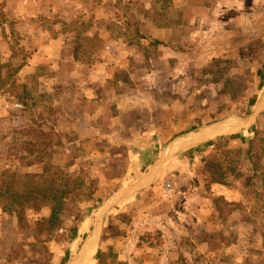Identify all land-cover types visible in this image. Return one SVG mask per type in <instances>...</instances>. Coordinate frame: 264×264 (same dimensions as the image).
<instances>
[{"label": "rangeland", "instance_id": "rangeland-1", "mask_svg": "<svg viewBox=\"0 0 264 264\" xmlns=\"http://www.w3.org/2000/svg\"><path fill=\"white\" fill-rule=\"evenodd\" d=\"M263 93L264 0H0V186L48 164L65 192L50 234L0 195V264H67L175 137ZM231 132L111 208L86 264H264V110Z\"/></svg>", "mask_w": 264, "mask_h": 264}, {"label": "water", "instance_id": "water-1", "mask_svg": "<svg viewBox=\"0 0 264 264\" xmlns=\"http://www.w3.org/2000/svg\"><path fill=\"white\" fill-rule=\"evenodd\" d=\"M263 110H264V93H263V96L259 104L256 106L255 110L253 111V113L247 117H243V116L228 117L218 122H214V123H211L205 126L197 127L196 129L188 131L187 133L181 136L175 137L166 146L161 157L154 163V165L143 176H141L133 184L121 187L104 202V204L100 207L97 219L92 229L86 234L80 249L68 261L67 264H78L83 259V256L86 250L91 247L89 246V244H90L92 237H95V247H96L100 233H101V226L104 221V217L106 213H108V211L111 208H113L121 199H123L128 194L136 192L137 190L144 188L151 181L156 180L164 163L169 158H171L179 150V148H181L182 145L200 136H203L207 133L215 132L217 130L231 129V128L241 129V128L249 127L256 122L258 116L261 114Z\"/></svg>", "mask_w": 264, "mask_h": 264}, {"label": "trees", "instance_id": "trees-1", "mask_svg": "<svg viewBox=\"0 0 264 264\" xmlns=\"http://www.w3.org/2000/svg\"><path fill=\"white\" fill-rule=\"evenodd\" d=\"M51 170V166L47 164L43 166L42 172L39 174L4 173L2 176H7L9 179L2 178L0 186V195H5L13 200L14 209L21 225L26 222L24 212L27 208L40 210L43 207H50L49 217L43 218L40 223L41 229H45L48 234L52 233L62 222L60 213L65 193L64 190L58 191L57 179L54 175H50Z\"/></svg>", "mask_w": 264, "mask_h": 264}, {"label": "crops", "instance_id": "crops-1", "mask_svg": "<svg viewBox=\"0 0 264 264\" xmlns=\"http://www.w3.org/2000/svg\"><path fill=\"white\" fill-rule=\"evenodd\" d=\"M107 72H108V70L107 71H105L103 74H104V76H105V78H108V74H107ZM118 100H119V105H121L119 108H121V109H123V107H125L124 105H123V103H124V100H125V98L123 97V96H119V98H118ZM157 106L155 107V108H159V109H164V104H156ZM141 106V105H140ZM143 110H146V108L144 107L143 108ZM147 114H148V112H146ZM145 116V115H144ZM146 117V116H145ZM156 120V119H155ZM158 123V122H157ZM223 130H230V131H233V128H231V129H223ZM223 130H217V131H223ZM227 133H233V132H220V133H218V134H216L215 136H213L212 138H214V137H216V136H218V135H224V134H227ZM204 136V135H203ZM203 136H200V137H198V138H196V139H194V140H192V141H189V142H187L186 144H184V145H182L181 146V148H179V150L177 151V152H181V151H185V150H187V149H192L193 147H195V145H197L198 143H204V142H206V141H208V140H210V139H212V138H210V139H208V140H203V139H201V137H203ZM192 147V148H191ZM176 152V153H177ZM176 153L172 156V158H169V159H171V162H168V160L164 163V165H163V167H162V169H161V171L164 173L165 171H169V172H171V171H173V169H177L178 167H179V165H180V162H178V160H177V156H176ZM169 163V164H168ZM140 178V177H139ZM138 178V179H139ZM153 182L154 181H151L150 183H149V186L151 185V184H153ZM155 183V182H154ZM221 185L220 184H215V186H214V188H218V187H220ZM127 197L128 196H125L123 199H121L120 201H124V202H127V201H129L128 199H127ZM119 201V202H120ZM119 202L116 204V206L117 205H119Z\"/></svg>", "mask_w": 264, "mask_h": 264}, {"label": "bare ground", "instance_id": "bare-ground-1", "mask_svg": "<svg viewBox=\"0 0 264 264\" xmlns=\"http://www.w3.org/2000/svg\"><path fill=\"white\" fill-rule=\"evenodd\" d=\"M220 132H231L230 130H223V131H215V132H211V133H207L205 134L203 137H201V139L204 138H208L216 133H220ZM89 246H91L90 248H88L83 256V259L78 263V264H86L87 261H89L94 255V250H95V237H92Z\"/></svg>", "mask_w": 264, "mask_h": 264}, {"label": "built area", "instance_id": "built-area-1", "mask_svg": "<svg viewBox=\"0 0 264 264\" xmlns=\"http://www.w3.org/2000/svg\"><path fill=\"white\" fill-rule=\"evenodd\" d=\"M165 187H166L167 190L172 189V186H171V183L170 182H167V184L165 185Z\"/></svg>", "mask_w": 264, "mask_h": 264}]
</instances>
